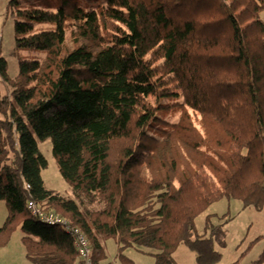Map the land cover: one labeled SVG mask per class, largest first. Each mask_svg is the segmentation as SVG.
<instances>
[{
  "label": "trees",
  "instance_id": "16d2710c",
  "mask_svg": "<svg viewBox=\"0 0 264 264\" xmlns=\"http://www.w3.org/2000/svg\"><path fill=\"white\" fill-rule=\"evenodd\" d=\"M8 8L16 47L42 55L12 76L0 53V247L19 227L33 264H80L71 231L32 214L34 200L88 237L95 264L109 238L126 263L134 246L179 264L184 243L199 264H216L226 231L209 214L200 234L196 218L224 197L264 209V0ZM47 138L75 198L45 184ZM250 264H264V249Z\"/></svg>",
  "mask_w": 264,
  "mask_h": 264
},
{
  "label": "rangeland",
  "instance_id": "374dc122",
  "mask_svg": "<svg viewBox=\"0 0 264 264\" xmlns=\"http://www.w3.org/2000/svg\"><path fill=\"white\" fill-rule=\"evenodd\" d=\"M21 5L28 4L29 0H19ZM47 1L54 0H33L34 3L44 4ZM104 1V0H101ZM10 0H0V53L9 62V72L15 76L19 70V62L22 59H35L41 52L21 50L16 47V32L14 28L16 16L12 15L11 9L8 8ZM100 2V0H99ZM97 5L93 4V7ZM264 21V12L261 13ZM50 24H41L39 28H49ZM8 92V85L0 78V96ZM179 112L168 113L165 118L169 122H176L179 118ZM198 118V117H197ZM197 124L199 125L198 119ZM40 149L45 155L48 165L42 171L46 186L62 195L75 198L74 191L70 184L62 176L58 162L53 154V145L51 138L38 140ZM8 209L5 202H0V226L7 217ZM212 215L214 224H222L226 231L225 244L220 246L216 243V248L221 251L222 258L216 264H231L240 260L238 264H250L258 259L264 249V237L254 241L257 237L264 235V209L257 210L252 206L245 207L240 199L224 197L212 203L206 211L201 213L195 220L197 231L202 234L206 230V218ZM225 216V217H224ZM222 217V218H221ZM22 231L18 227L12 233V243L22 244ZM111 243L116 242L114 238H109ZM133 257L138 254L134 251ZM140 258L136 257L134 264H147L154 260L153 256L141 254ZM7 258L9 254L6 252ZM139 256V255H138ZM179 264H199L196 255L186 244L181 243L173 254ZM150 259V260H149ZM8 264H17L9 263ZM117 263H120L117 260ZM5 264V263H1Z\"/></svg>",
  "mask_w": 264,
  "mask_h": 264
},
{
  "label": "crops",
  "instance_id": "0c3cea01",
  "mask_svg": "<svg viewBox=\"0 0 264 264\" xmlns=\"http://www.w3.org/2000/svg\"><path fill=\"white\" fill-rule=\"evenodd\" d=\"M57 214H59V213H57ZM59 215L64 217L61 214H59ZM64 218H66V217H64ZM103 245H104L105 256L102 257L98 261V264H134L136 261V257L140 258L142 256L141 254L153 256L152 254L145 253L142 250H139L138 248L131 246V247L126 248L123 252L125 259H127L129 261V263H126L123 260V257L120 255L117 241L114 243H111L110 241H108V239H106L103 241ZM131 250H132V252L134 251L135 253H137L139 256L137 255V256L133 257ZM6 252L9 254L8 258L6 256ZM153 258H154V256H153ZM117 260H119L120 263H117ZM7 261H9V263L15 262L17 264H33V262L27 256V250H26V247H25L23 241H22V244H20V245L17 242L12 243L11 237L8 240L6 245L0 247V264L1 263L8 264ZM147 264H155V258H154V260L151 259V261H149V263H147Z\"/></svg>",
  "mask_w": 264,
  "mask_h": 264
},
{
  "label": "built area",
  "instance_id": "2783aa9c",
  "mask_svg": "<svg viewBox=\"0 0 264 264\" xmlns=\"http://www.w3.org/2000/svg\"><path fill=\"white\" fill-rule=\"evenodd\" d=\"M26 187H29L26 184ZM27 206L30 212L37 215L43 222L51 225L61 224L65 229H69L74 236V245L77 249L80 264H95L93 260V247L88 237L78 228L69 227L68 220L54 211H48L37 205L34 200H29Z\"/></svg>",
  "mask_w": 264,
  "mask_h": 264
}]
</instances>
